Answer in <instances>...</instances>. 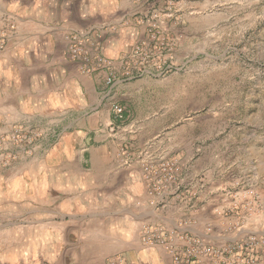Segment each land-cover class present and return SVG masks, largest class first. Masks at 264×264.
Returning a JSON list of instances; mask_svg holds the SVG:
<instances>
[{
	"label": "rangeland",
	"instance_id": "1",
	"mask_svg": "<svg viewBox=\"0 0 264 264\" xmlns=\"http://www.w3.org/2000/svg\"><path fill=\"white\" fill-rule=\"evenodd\" d=\"M136 3L134 22L144 32L117 67L102 54V33L74 32H87L89 53L99 47L112 61L107 88L117 79L129 84L108 99L109 110L117 104L124 111L111 133L122 138L121 165L140 175L149 196L187 199L176 226L143 227L141 246L164 251L170 264H264V0ZM45 136L26 126L0 135L5 186L11 171L48 155ZM194 196L224 202V224L205 221L202 235L190 233ZM23 213L9 203L0 222ZM47 223L0 226V264H49L42 256L50 243L32 241L48 234Z\"/></svg>",
	"mask_w": 264,
	"mask_h": 264
},
{
	"label": "crops",
	"instance_id": "2",
	"mask_svg": "<svg viewBox=\"0 0 264 264\" xmlns=\"http://www.w3.org/2000/svg\"><path fill=\"white\" fill-rule=\"evenodd\" d=\"M136 1L0 0V33L6 35L0 135L32 127L47 135L41 145L50 146L47 156L11 171L10 184L0 175V209L10 203L24 211L3 218L8 221L0 226L48 220V234L32 241L50 243L42 256L49 264H109L113 257L118 264H170L164 251L143 249L142 229L176 226L187 199L149 196L140 175L121 165L122 138L111 135L116 123L108 99L129 84L117 79L107 88V70L82 75L67 57V35L95 29L104 36L102 54L119 66L144 32L134 22ZM141 128L137 124L135 138ZM190 200L195 209L190 233L202 235L205 221L224 224V202Z\"/></svg>",
	"mask_w": 264,
	"mask_h": 264
},
{
	"label": "built area",
	"instance_id": "3",
	"mask_svg": "<svg viewBox=\"0 0 264 264\" xmlns=\"http://www.w3.org/2000/svg\"><path fill=\"white\" fill-rule=\"evenodd\" d=\"M87 32H74L68 38V48H67V57L70 61L78 64V69L81 74L89 75L95 72H99L100 70H107V77H106V85L112 84V73H113V63L112 61L104 58L101 56L99 47H92V54L89 53L90 51L86 48L87 43H89ZM6 44V35L0 33V53L4 50ZM93 46V45H92ZM139 49H136L133 53V56H138ZM144 64H140L143 66ZM127 75L130 74V71L126 72ZM111 114L113 115L115 123L121 122L124 118V111L123 109L117 105H111ZM169 167L168 163H163L160 165V169L165 170ZM150 172H146L145 181L147 179L150 180ZM151 183V181H148Z\"/></svg>",
	"mask_w": 264,
	"mask_h": 264
}]
</instances>
